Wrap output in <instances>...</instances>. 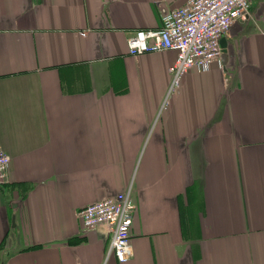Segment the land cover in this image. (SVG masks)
Listing matches in <instances>:
<instances>
[{
	"label": "crops",
	"instance_id": "obj_1",
	"mask_svg": "<svg viewBox=\"0 0 264 264\" xmlns=\"http://www.w3.org/2000/svg\"><path fill=\"white\" fill-rule=\"evenodd\" d=\"M156 1L0 0V264H264V0L165 108L177 51L128 48ZM130 183L120 262L77 212Z\"/></svg>",
	"mask_w": 264,
	"mask_h": 264
},
{
	"label": "built area",
	"instance_id": "obj_2",
	"mask_svg": "<svg viewBox=\"0 0 264 264\" xmlns=\"http://www.w3.org/2000/svg\"><path fill=\"white\" fill-rule=\"evenodd\" d=\"M156 3L162 4L161 0ZM251 0H187L175 8H162L161 26L139 29L128 41L131 54L175 49L177 57L169 66L170 92L192 68L207 71L222 54L221 40L238 19L249 16ZM168 101L166 96L164 106ZM11 157L0 150V186L7 180ZM136 208L133 186L113 196L92 202L77 212L83 230L105 224L110 230L107 256L120 262L133 255L131 225Z\"/></svg>",
	"mask_w": 264,
	"mask_h": 264
},
{
	"label": "rangeland",
	"instance_id": "obj_3",
	"mask_svg": "<svg viewBox=\"0 0 264 264\" xmlns=\"http://www.w3.org/2000/svg\"><path fill=\"white\" fill-rule=\"evenodd\" d=\"M251 2H252V0H251ZM251 6H252V3H251V5H250V11H249V17H250V15H251ZM238 20H243V19H238ZM237 20V21H238ZM232 27V26H231ZM221 47L223 48V46H222V44H221ZM215 62V61H214ZM213 62V63H214ZM174 63V62H173ZM172 63V64H173ZM213 65V64H212ZM212 67V66H211ZM192 69H195V68H192ZM211 69V68H210ZM209 69V70H210ZM197 70V69H196ZM199 71V70H198ZM208 71V70H207ZM200 72H202V71H200ZM184 77V76H183ZM183 79V78H182ZM182 79H181V81H180V83H179V85L174 89L175 91L180 87V85H181V82H182ZM175 91H173V92H175ZM169 92H170V84H169V87H168V91H167V94H169ZM173 92H171V93H173ZM168 97H169V95H167ZM166 105H167V102H166ZM166 105L164 106L163 105V108H165L166 107ZM5 151V150H4ZM8 153V152H7ZM10 163H11V160H10ZM9 167H10V164H9ZM9 167H8V171H9ZM7 178H8V174H7ZM132 184V183H131ZM132 186H133V184H132ZM87 205V204H86ZM85 205V206H86ZM84 207V206H83ZM82 208V207H81ZM79 217V216H78Z\"/></svg>",
	"mask_w": 264,
	"mask_h": 264
},
{
	"label": "water",
	"instance_id": "obj_4",
	"mask_svg": "<svg viewBox=\"0 0 264 264\" xmlns=\"http://www.w3.org/2000/svg\"><path fill=\"white\" fill-rule=\"evenodd\" d=\"M221 43H222V40H221ZM223 44V43H222ZM223 46V45H222ZM223 53H222V57L224 58V61H225V58H226V49L223 48L222 49Z\"/></svg>",
	"mask_w": 264,
	"mask_h": 264
}]
</instances>
